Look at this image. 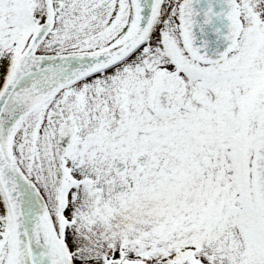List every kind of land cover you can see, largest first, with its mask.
<instances>
[{
  "label": "snow or ice",
  "instance_id": "obj_1",
  "mask_svg": "<svg viewBox=\"0 0 264 264\" xmlns=\"http://www.w3.org/2000/svg\"><path fill=\"white\" fill-rule=\"evenodd\" d=\"M0 264H264V0H0Z\"/></svg>",
  "mask_w": 264,
  "mask_h": 264
}]
</instances>
